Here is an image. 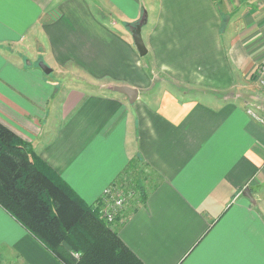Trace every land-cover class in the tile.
Segmentation results:
<instances>
[{"label":"crops","instance_id":"1","mask_svg":"<svg viewBox=\"0 0 264 264\" xmlns=\"http://www.w3.org/2000/svg\"><path fill=\"white\" fill-rule=\"evenodd\" d=\"M0 120L90 204L159 173L118 223L145 264H264V0H0ZM0 264L67 263L0 204Z\"/></svg>","mask_w":264,"mask_h":264},{"label":"trees","instance_id":"2","mask_svg":"<svg viewBox=\"0 0 264 264\" xmlns=\"http://www.w3.org/2000/svg\"><path fill=\"white\" fill-rule=\"evenodd\" d=\"M135 168L131 159L110 184L124 201L109 220L113 194L88 203L29 140L0 121V204L67 264H145L119 236L118 223L161 176Z\"/></svg>","mask_w":264,"mask_h":264},{"label":"water","instance_id":"3","mask_svg":"<svg viewBox=\"0 0 264 264\" xmlns=\"http://www.w3.org/2000/svg\"><path fill=\"white\" fill-rule=\"evenodd\" d=\"M144 21H145V17H143L140 21L135 23L134 26L132 27V35H133L134 42L139 51V54L142 56L147 54L148 52L147 45L142 36V25ZM39 65L43 69V71L46 73H49L52 71V67L49 66L43 60L39 61ZM112 88L118 92L126 94L130 102H134L139 94L138 88L131 87L129 85H114ZM247 193L250 198H253L251 196V192L249 189H247Z\"/></svg>","mask_w":264,"mask_h":264},{"label":"rangeland","instance_id":"4","mask_svg":"<svg viewBox=\"0 0 264 264\" xmlns=\"http://www.w3.org/2000/svg\"><path fill=\"white\" fill-rule=\"evenodd\" d=\"M148 54V53H147ZM143 55V60L145 61V62H147V61H149V55ZM40 60H43V59H40ZM39 60V61H40ZM47 60H49V58L47 57ZM36 65H38L37 63H35ZM46 73V72H45ZM43 73V75L47 78V79H49L50 81H57L58 82V88H64L65 86L66 87H70V85L71 84H78V85H80V84H82V85H86V83H84L83 81H81V80H74V79H71V78H69L68 76L69 75H63V74H58V72L57 71H51V72H49L48 74L46 73ZM155 73V72H154ZM157 82V83H156ZM160 82L161 81H159V80H156L155 81V83H156V86H155V88H154V91H153V93L155 92V90L156 91H158L157 89L159 88L158 86L160 85ZM167 83H170V82H168L167 80H166V85L165 86H167ZM88 86H90V84L88 85ZM174 87H177V88H182V87H180V86H175L174 85ZM94 88H96V87H94ZM1 122H3L2 120H0ZM4 123V122H3ZM5 125H7L6 123H4ZM8 126V125H7ZM9 127V126H8ZM10 128V127H9ZM13 130V129H12ZM14 131V130H13ZM22 137V136H21ZM24 138V137H23ZM27 140V139H26ZM134 163H135V166H136V171H138L139 172V174H143V173H145V172H149L150 171V169L151 168H149L147 165H146V163L145 162H143L141 159H138V158H135L134 159Z\"/></svg>","mask_w":264,"mask_h":264},{"label":"built area","instance_id":"5","mask_svg":"<svg viewBox=\"0 0 264 264\" xmlns=\"http://www.w3.org/2000/svg\"><path fill=\"white\" fill-rule=\"evenodd\" d=\"M103 193L114 195L112 205L110 206L112 210L108 211V213L105 214L109 220H112L117 213V209L123 205L124 194L121 193V190L113 189V187L110 185L105 188ZM75 254L78 255L79 253L75 252Z\"/></svg>","mask_w":264,"mask_h":264}]
</instances>
